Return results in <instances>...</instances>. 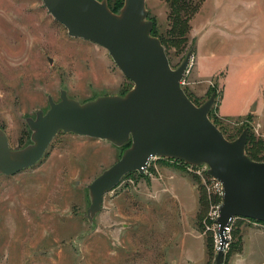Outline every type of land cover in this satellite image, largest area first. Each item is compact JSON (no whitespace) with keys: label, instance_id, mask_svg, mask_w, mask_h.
<instances>
[{"label":"rangeland","instance_id":"rangeland-1","mask_svg":"<svg viewBox=\"0 0 264 264\" xmlns=\"http://www.w3.org/2000/svg\"><path fill=\"white\" fill-rule=\"evenodd\" d=\"M193 2L199 8L190 20L187 46L169 51L170 66L176 69L192 50L182 89L198 106L213 96L209 113L218 128L231 141L246 130V142L262 162L264 0ZM145 9L153 28L164 31L166 3L145 0ZM131 88L105 49L68 36L41 0H0V129L11 150L31 144L26 119L45 113L48 97L58 102L63 90L85 103L123 96ZM122 147L59 132L36 165L0 175V264H214L218 243L211 212L221 199L203 165L152 159L145 172L124 176L106 192L94 223L87 221V187L120 158ZM163 169L180 172L197 197L203 195L198 216H189L188 187L158 194L150 188ZM254 225L264 227L232 221L221 264H264V239H246ZM190 230L204 241L203 262L201 242Z\"/></svg>","mask_w":264,"mask_h":264},{"label":"water","instance_id":"water-1","mask_svg":"<svg viewBox=\"0 0 264 264\" xmlns=\"http://www.w3.org/2000/svg\"><path fill=\"white\" fill-rule=\"evenodd\" d=\"M41 1L68 36L105 49L132 88L123 96L104 95L85 103L68 98L63 90L58 102L48 97V110L26 119L31 144L11 150L0 129V175L13 176L36 165L59 132L116 147L130 142L120 158L87 187L90 204L85 218L93 224L104 194L124 176L142 174L150 159L203 165L222 188L214 221L218 243L214 264H221L228 243L226 228L233 219L264 224V161L246 155V130L229 141L210 121L213 96L196 106L184 93L180 82L192 50L176 69L171 68L160 40L151 34L153 23L147 20L145 0H123L118 13L108 8L107 0ZM255 109L253 103L249 111Z\"/></svg>","mask_w":264,"mask_h":264},{"label":"trees","instance_id":"trees-1","mask_svg":"<svg viewBox=\"0 0 264 264\" xmlns=\"http://www.w3.org/2000/svg\"><path fill=\"white\" fill-rule=\"evenodd\" d=\"M101 1V0H98ZM167 5V16H166V27L164 31L158 32L155 28H152V36L158 38L164 47L165 53L168 57L169 51L171 49L175 50V52L182 51L186 48L189 33L191 30L190 20L197 12L199 8V4L193 2V0H163ZM108 8L113 13H118L123 5V0H107ZM169 60V59H168ZM186 96L189 98L192 103L196 106V102H194L189 95L183 90ZM210 112V111H209ZM208 118L210 121L218 128L216 122L211 117L210 113L208 114ZM224 137L230 140V137L226 135L220 128H218ZM130 146V142L123 145L122 149L125 150ZM246 155L253 161L261 162L256 153L255 147L249 146L248 142H246L245 146ZM131 174V173H130ZM129 174V175H130ZM127 176V175H126ZM198 203L200 210H202L205 206V200L202 194L199 193ZM251 221V220H250ZM254 222V221H253ZM259 223V222H256ZM263 224V223H260ZM264 225V224H263ZM206 242V241H205ZM208 247V242H206V248Z\"/></svg>","mask_w":264,"mask_h":264},{"label":"crops","instance_id":"crops-1","mask_svg":"<svg viewBox=\"0 0 264 264\" xmlns=\"http://www.w3.org/2000/svg\"><path fill=\"white\" fill-rule=\"evenodd\" d=\"M156 171H159L157 169V166L154 165ZM163 172V173H162ZM162 175L159 174V177L161 178L160 179V182H154L152 183V186L150 188H153L156 190V193L158 194L160 191H175L177 189V187H180V186H186L190 189V191L192 192L193 191V196H192V200H191V206L189 207L190 211L192 210V212L189 213V216L192 215L193 212H195V215L197 213V216H198V213H199V209H198V197H197V194H196V189L194 187V185L190 184L188 182V180L182 176L181 174H179L180 172H173V170H168V169H163L162 171ZM155 199V197H154ZM155 204H157V202L155 201ZM158 206H163V205H158ZM186 207H188L186 204H185ZM164 207H167L166 203H164ZM182 209L184 210V204L181 205ZM188 218V217H187ZM187 218H185V221L187 220ZM186 225L188 227V224L186 222ZM191 233V235L197 240H200L201 242V252H203L202 254V262L204 261V253H205V250H204V241H202L199 237H197L196 235L194 236L192 231L190 230L189 231ZM255 237L257 240H261V239H264V227L263 226H252V227H248V233H247V236H246V239H249V238H253ZM245 239V240H246ZM245 242V241H244ZM244 245V243H243ZM206 248V246H205ZM201 262V263H202Z\"/></svg>","mask_w":264,"mask_h":264},{"label":"built area","instance_id":"built-area-1","mask_svg":"<svg viewBox=\"0 0 264 264\" xmlns=\"http://www.w3.org/2000/svg\"><path fill=\"white\" fill-rule=\"evenodd\" d=\"M153 159H155V158H153ZM152 159H150V161H151ZM149 161V162H150ZM149 164V163H148ZM147 168H148V165H147V167L144 169V172L147 170ZM213 180V188H214V191L217 193V195H218V197H220V199H221V197H222V188H221V185L217 182V181H215L214 179H212ZM209 196H211L210 195V193H209ZM220 204H221V202H218L215 206H214V210L211 212V217H212V219L213 220H215L216 219V217H217V215H218V208H219V206H220ZM234 220V219H233ZM232 223V222H231ZM229 229H230V225L226 228V238H227V233L229 232Z\"/></svg>","mask_w":264,"mask_h":264}]
</instances>
